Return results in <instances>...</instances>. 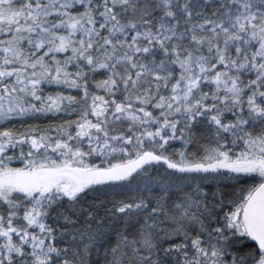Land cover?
Returning <instances> with one entry per match:
<instances>
[{
  "label": "snow or ice",
  "instance_id": "snow-or-ice-1",
  "mask_svg": "<svg viewBox=\"0 0 264 264\" xmlns=\"http://www.w3.org/2000/svg\"><path fill=\"white\" fill-rule=\"evenodd\" d=\"M0 264H264V0H0Z\"/></svg>",
  "mask_w": 264,
  "mask_h": 264
}]
</instances>
